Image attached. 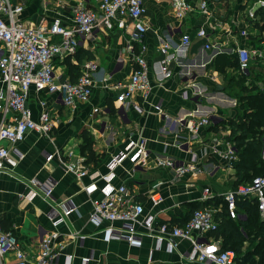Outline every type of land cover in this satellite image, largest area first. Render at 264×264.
<instances>
[{
	"label": "crops",
	"instance_id": "obj_1",
	"mask_svg": "<svg viewBox=\"0 0 264 264\" xmlns=\"http://www.w3.org/2000/svg\"><path fill=\"white\" fill-rule=\"evenodd\" d=\"M98 1L23 0L24 8L19 16L30 25L41 20L50 22L55 17L71 24L74 5L81 3L95 9ZM189 1L197 5L201 0ZM207 1L213 11L211 18L195 9L179 19L171 0H144L148 29L140 41L132 39V24L127 28L99 27L81 38L74 54L56 55L53 64L58 81L71 80L76 74L71 72L74 67L82 72L86 62L97 64L93 92L87 101L67 106L59 92L30 88L28 105L32 117L39 120L44 109H48L55 121L53 134L49 137L30 130L20 141H3L11 155L0 173V219L3 227L13 231L20 240L29 264L36 260L43 232L51 229L61 233L62 245L53 264H205L189 261L184 256L193 247L189 239L178 238V246L173 250H168L165 244L155 248V238L146 234L143 226H138V231L143 233L140 245L115 237L106 239L105 227H119L120 221L105 219L97 225L90 214L93 200L104 196L107 180L92 179L89 174L78 175L66 164L84 159L81 144L85 135H91L101 157L96 165L84 160L81 163L89 171L107 174L112 156L129 140L145 138L146 163L124 159L115 169L112 185L125 184L133 198L143 203L144 214H154L157 223L179 224L192 214L195 204L214 213L221 210L224 193L240 185L235 184L237 158L230 162L226 152L234 144L228 137L229 121L238 118L242 106L234 96V85L228 83L229 76L237 77L241 72L239 67L225 65L222 71L217 60L223 57L228 62L230 56L236 55L232 49L246 44L259 53L253 59L252 69L264 66V40L253 43L256 37L264 36V31L257 26L258 22L261 24L258 11L262 9L258 8V0ZM250 9L256 12L255 18L249 16ZM200 28L207 30L208 37L197 35ZM243 29L247 30V36L241 33ZM182 33L191 36L186 45L180 44ZM166 39L173 42L176 58L169 65L172 74L156 81L153 64L163 56L160 48ZM207 41L216 46L206 48ZM136 55L146 60L151 87L146 95L138 90L127 103H122L118 100L122 90L119 84L130 80L136 68ZM3 86L0 77V89ZM12 114L9 112L7 116ZM1 115L0 111V118ZM203 117L209 118L210 123L197 128L191 126V122ZM178 141L184 144L179 145ZM49 155L52 158L47 160ZM158 158H168L190 168L177 175L174 167L159 164ZM32 178L40 182L55 181L54 203L65 198L75 202L76 210L58 226L54 227L48 217L53 202L39 195L30 198L34 190L29 183ZM92 183L97 188L90 193L86 187ZM205 188L210 189L207 197ZM154 192L163 196L156 205L150 198ZM72 232L85 238L73 237ZM204 241L221 244V238L211 234H206ZM86 257L88 262H84Z\"/></svg>",
	"mask_w": 264,
	"mask_h": 264
},
{
	"label": "built area",
	"instance_id": "obj_2",
	"mask_svg": "<svg viewBox=\"0 0 264 264\" xmlns=\"http://www.w3.org/2000/svg\"><path fill=\"white\" fill-rule=\"evenodd\" d=\"M175 16L184 18L195 9L200 10L206 17L211 18L212 9L207 0H201L197 5L189 0H171ZM23 0H0V77L4 86L0 89V173L6 168L11 155V150L3 144V141L15 143L25 138L27 132L36 130L46 136L53 134L55 121L48 109L40 114L39 120L32 117V111L28 105L29 90L32 86L37 91L59 92L67 106H75L79 101L89 100L93 92L94 74L97 64L88 61L84 69L75 81L66 79L58 81L56 78L53 58L59 54H74L79 46L81 38L92 33L99 27L113 28L114 25L127 28L132 24L131 36L135 41H140L147 32L148 24L145 19L146 6L144 0H99L97 8L86 7L76 4L72 7V23L67 24L61 18L55 17L52 21L41 20L37 24H26L20 19L23 11ZM258 8H264V0H258ZM249 16H257L253 9L249 10ZM241 33L247 36L248 32L243 29ZM199 37H208L207 30L200 28L197 32ZM55 36L60 39L56 40ZM191 41L188 33H182L180 44L186 45ZM210 41L205 42L208 49L214 48ZM161 52L163 56L154 61L153 69L156 81H163L172 74L169 65L176 58V48L171 40L162 42ZM236 54L238 67L241 72L248 71L258 51L252 50L246 44H239L232 49ZM259 54V53H258ZM136 68L126 83H120L122 87L118 100L127 103L129 98L138 90L147 94L151 87L146 60L141 55L135 56ZM45 105V101L41 100ZM97 110V109H95ZM9 112H13L8 117ZM8 117V118H7ZM207 117L197 122H191L193 128L203 124H209ZM179 145L184 143L178 141ZM262 157L264 158V131L262 134ZM20 157L22 155L17 152ZM147 140L145 138L131 139L126 146L112 156L108 162V173L101 174L99 171H89L80 162H67L69 170L78 175L89 174L92 179L102 177L107 180L104 188V196L93 200V210L90 219L99 225L105 219L118 220L121 225L105 227L106 239L120 238L132 245H140L142 232L138 226H143L145 233L156 240L155 248H161L164 244L168 250L178 246V238L189 239L193 247L184 253V256L192 262L205 264H235V252L232 249H221L218 241L205 242L204 236L209 231L217 228V220L214 211L210 208H196L192 215L182 224L158 222L154 214H144L142 202L133 198L125 184L118 187L111 184L115 175V169L124 159L130 158L136 163L145 164L147 159ZM230 162L237 158V149L231 144L226 152ZM52 155L47 157L51 159ZM158 163L174 167L177 175L189 170V165L176 164L171 159L158 158ZM34 190L30 198L37 195L53 202V190L55 181L40 182L36 178L30 179ZM94 183L88 185L86 190L92 192L96 189ZM210 192L205 188V197ZM239 197L254 198L257 201L261 215L264 217V171L256 175L251 182L243 183L224 193L228 211L231 217L244 216L237 211V199ZM152 202L160 203L163 196L154 192L150 195ZM76 204L71 198L62 199L52 206L48 217L54 227L64 222L73 211ZM60 232L51 229L43 232L39 250L34 264H53L62 248L59 241ZM74 237L85 238L72 232ZM72 256L69 255V258ZM12 258V259H11ZM11 259V260H9ZM89 258H84L88 262ZM0 264H29L25 249L20 240L11 230H6L0 219Z\"/></svg>",
	"mask_w": 264,
	"mask_h": 264
},
{
	"label": "trees",
	"instance_id": "obj_3",
	"mask_svg": "<svg viewBox=\"0 0 264 264\" xmlns=\"http://www.w3.org/2000/svg\"><path fill=\"white\" fill-rule=\"evenodd\" d=\"M258 13L261 15V24L258 22L257 26L263 33L264 8ZM260 39L264 40V36L256 37L253 43L259 42ZM218 58L217 66L222 71H225V65H239L236 55L230 56L231 59L228 62L223 57ZM73 71L76 74L71 80L75 81L81 72L79 67H74L71 72ZM242 73L244 81L235 80L234 76L228 77L229 85H234V96L242 106L238 118L229 121L231 133L228 137L233 139L237 149V159L234 162L236 185L251 182L256 175L264 171V158L262 157L264 92L259 88V82L264 83V66L260 65L254 69L251 67ZM81 153L85 156L84 162L95 165L98 163L101 156L94 148V139L91 135H85L81 144ZM236 204L237 211L244 216L231 217L227 202L224 201L221 210L214 213L218 222L217 228L209 231L208 235L221 238V249L234 250L235 264H264V217L260 213L257 201L254 198L239 197ZM202 206L201 204L193 205L192 213Z\"/></svg>",
	"mask_w": 264,
	"mask_h": 264
},
{
	"label": "rangeland",
	"instance_id": "obj_4",
	"mask_svg": "<svg viewBox=\"0 0 264 264\" xmlns=\"http://www.w3.org/2000/svg\"><path fill=\"white\" fill-rule=\"evenodd\" d=\"M241 74H243L242 72H238V76L237 77H234L235 78V80H242V81H244V79H243V77L242 76H244V75H241ZM247 81V80H246ZM248 82V81H247ZM259 88H260V90H262V92H264V84H260V82H259ZM239 108V111H240V107H238Z\"/></svg>",
	"mask_w": 264,
	"mask_h": 264
}]
</instances>
